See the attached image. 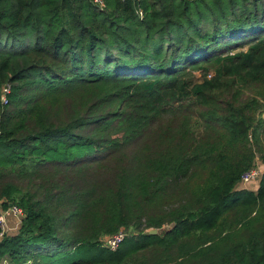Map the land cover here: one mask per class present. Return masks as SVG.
Segmentation results:
<instances>
[{"label": "trees", "instance_id": "1", "mask_svg": "<svg viewBox=\"0 0 264 264\" xmlns=\"http://www.w3.org/2000/svg\"><path fill=\"white\" fill-rule=\"evenodd\" d=\"M103 3L0 0V264H264V0Z\"/></svg>", "mask_w": 264, "mask_h": 264}, {"label": "built area", "instance_id": "2", "mask_svg": "<svg viewBox=\"0 0 264 264\" xmlns=\"http://www.w3.org/2000/svg\"><path fill=\"white\" fill-rule=\"evenodd\" d=\"M96 3H99V5L103 6V0H94ZM139 15L143 17L144 12L142 10H139ZM209 76H211L209 74ZM11 91L10 85H6L3 88V94L1 97V100L4 104L8 103V94ZM263 170L259 166H255L247 171H245L241 176V184H252V182L261 179V176L263 175ZM24 218V210L15 204H10L7 208H4L1 205L0 202V226H1V232H0V238L4 236V234H10L13 233V230L19 229L22 220ZM11 220H17L18 226L16 228L9 227V222ZM13 229V230H12ZM11 231V232H10ZM126 237V231L124 228H121L117 232L113 234L104 235L101 239V243L103 247H106L110 250H117L121 244L123 243L124 239Z\"/></svg>", "mask_w": 264, "mask_h": 264}, {"label": "rangeland", "instance_id": "3", "mask_svg": "<svg viewBox=\"0 0 264 264\" xmlns=\"http://www.w3.org/2000/svg\"><path fill=\"white\" fill-rule=\"evenodd\" d=\"M243 49H247V46ZM210 75L214 76L216 71L215 68L211 69L210 71ZM190 78L192 79L193 82H202L204 80V74L201 70L196 69V70H192L189 73ZM211 76L208 75V77L210 78ZM247 94H252V91L248 90L246 91ZM264 109V108H263ZM260 116L264 119V112L260 113ZM251 136V135H250ZM263 144H264V137H263ZM258 157L256 158V167L259 166L263 171H264V164L262 163L261 158H259V154L257 155ZM260 179L252 182L251 186L249 184L245 185V184H241L239 183L238 185V189H244V188H256L257 184L259 183ZM257 183V184H256ZM16 226H18L17 220H11V222H9V227H12L13 229L16 228ZM172 227V225L166 224L165 226H163L161 229H159L160 233H164L166 232L168 229H170ZM12 229V230H13ZM18 231V229L16 228V230H13L12 232H16ZM11 232V231H10Z\"/></svg>", "mask_w": 264, "mask_h": 264}, {"label": "water", "instance_id": "4", "mask_svg": "<svg viewBox=\"0 0 264 264\" xmlns=\"http://www.w3.org/2000/svg\"><path fill=\"white\" fill-rule=\"evenodd\" d=\"M149 233H151V234H157V233H159V229L152 228V229L149 230Z\"/></svg>", "mask_w": 264, "mask_h": 264}, {"label": "crops", "instance_id": "5", "mask_svg": "<svg viewBox=\"0 0 264 264\" xmlns=\"http://www.w3.org/2000/svg\"><path fill=\"white\" fill-rule=\"evenodd\" d=\"M17 232V231H16ZM16 232H14V233H16Z\"/></svg>", "mask_w": 264, "mask_h": 264}]
</instances>
